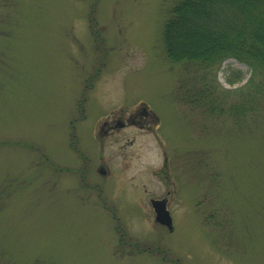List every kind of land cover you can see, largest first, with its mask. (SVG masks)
Here are the masks:
<instances>
[{"label":"rangeland","instance_id":"374dc122","mask_svg":"<svg viewBox=\"0 0 264 264\" xmlns=\"http://www.w3.org/2000/svg\"><path fill=\"white\" fill-rule=\"evenodd\" d=\"M174 1L0 0V262L264 264L253 70L227 58L201 86L171 62ZM132 116L150 127L105 132Z\"/></svg>","mask_w":264,"mask_h":264},{"label":"trees","instance_id":"16d2710c","mask_svg":"<svg viewBox=\"0 0 264 264\" xmlns=\"http://www.w3.org/2000/svg\"><path fill=\"white\" fill-rule=\"evenodd\" d=\"M162 40L168 59L195 72L201 86L225 59L246 63L253 73L248 80L251 87L243 93L241 111L247 113L258 102L264 103V76L255 80L264 72V0H175L163 24ZM189 89L183 91L186 101V93L194 95ZM198 94L189 102L199 104L202 87ZM211 105L213 108L212 101ZM4 262L0 264H10Z\"/></svg>","mask_w":264,"mask_h":264},{"label":"flooded vegetation","instance_id":"af4514ba","mask_svg":"<svg viewBox=\"0 0 264 264\" xmlns=\"http://www.w3.org/2000/svg\"><path fill=\"white\" fill-rule=\"evenodd\" d=\"M129 123H133V124H136V125H139L140 127H142L143 129L144 128H149L150 127V124L146 123L145 119L144 120H141L140 122H136V119H135V116H132V117H129L127 118V120H123V119H116L114 121H111L110 120H105V125L107 126L106 129H105V132L108 134L110 132H112L115 128H118V127H122V126H125L126 124ZM100 172H102V174H106L107 173V170L105 167H100ZM85 175V172L84 170L82 171ZM82 175V173H81ZM84 179H85V183H86V177L84 176ZM165 199L167 200V198L165 197Z\"/></svg>","mask_w":264,"mask_h":264},{"label":"water","instance_id":"95a60500","mask_svg":"<svg viewBox=\"0 0 264 264\" xmlns=\"http://www.w3.org/2000/svg\"><path fill=\"white\" fill-rule=\"evenodd\" d=\"M153 207L155 209V218L158 222L166 224L172 229V216L167 208V202L165 199H153Z\"/></svg>","mask_w":264,"mask_h":264}]
</instances>
